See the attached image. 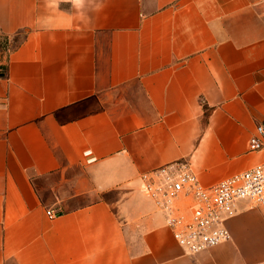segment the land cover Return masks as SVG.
<instances>
[{
  "label": "crops",
  "instance_id": "crops-1",
  "mask_svg": "<svg viewBox=\"0 0 264 264\" xmlns=\"http://www.w3.org/2000/svg\"><path fill=\"white\" fill-rule=\"evenodd\" d=\"M21 35L0 63V264H264V207L237 202L231 239L190 255L141 181L264 162V0H0V37Z\"/></svg>",
  "mask_w": 264,
  "mask_h": 264
},
{
  "label": "built area",
  "instance_id": "built-area-1",
  "mask_svg": "<svg viewBox=\"0 0 264 264\" xmlns=\"http://www.w3.org/2000/svg\"><path fill=\"white\" fill-rule=\"evenodd\" d=\"M264 125L250 139L251 151L264 147ZM142 190L165 215L174 239L190 255L215 248L231 239L227 221L237 214L235 204L248 200L264 207V162L204 186L187 162L178 161L142 175ZM53 219L55 211H48Z\"/></svg>",
  "mask_w": 264,
  "mask_h": 264
},
{
  "label": "rangeland",
  "instance_id": "rangeland-1",
  "mask_svg": "<svg viewBox=\"0 0 264 264\" xmlns=\"http://www.w3.org/2000/svg\"><path fill=\"white\" fill-rule=\"evenodd\" d=\"M22 37V35L13 38L0 37V63L3 62L5 53H7L9 49L16 47V45H18L21 41Z\"/></svg>",
  "mask_w": 264,
  "mask_h": 264
},
{
  "label": "water",
  "instance_id": "water-1",
  "mask_svg": "<svg viewBox=\"0 0 264 264\" xmlns=\"http://www.w3.org/2000/svg\"><path fill=\"white\" fill-rule=\"evenodd\" d=\"M2 76H3V74H2Z\"/></svg>",
  "mask_w": 264,
  "mask_h": 264
}]
</instances>
